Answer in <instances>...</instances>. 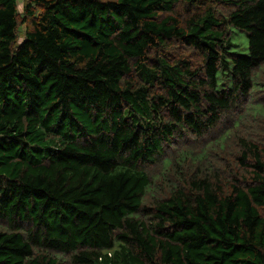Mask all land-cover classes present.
Returning a JSON list of instances; mask_svg holds the SVG:
<instances>
[{
  "label": "trees",
  "instance_id": "obj_1",
  "mask_svg": "<svg viewBox=\"0 0 264 264\" xmlns=\"http://www.w3.org/2000/svg\"><path fill=\"white\" fill-rule=\"evenodd\" d=\"M18 5L0 264H264V0Z\"/></svg>",
  "mask_w": 264,
  "mask_h": 264
},
{
  "label": "rangeland",
  "instance_id": "obj_2",
  "mask_svg": "<svg viewBox=\"0 0 264 264\" xmlns=\"http://www.w3.org/2000/svg\"><path fill=\"white\" fill-rule=\"evenodd\" d=\"M23 2H24V0H18V6H19V8H21V6H22V4H23ZM235 41H236V43L238 44V45H240V46H244V45H246V37H245V35L243 34V33H238L236 36H235ZM226 164H227V162H225Z\"/></svg>",
  "mask_w": 264,
  "mask_h": 264
}]
</instances>
